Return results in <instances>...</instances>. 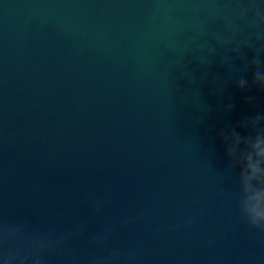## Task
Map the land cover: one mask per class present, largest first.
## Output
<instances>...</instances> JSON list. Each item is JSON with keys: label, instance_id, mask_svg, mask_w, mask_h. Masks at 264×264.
Returning <instances> with one entry per match:
<instances>
[{"label": "water", "instance_id": "obj_1", "mask_svg": "<svg viewBox=\"0 0 264 264\" xmlns=\"http://www.w3.org/2000/svg\"><path fill=\"white\" fill-rule=\"evenodd\" d=\"M257 141L264 0H0V264H264Z\"/></svg>", "mask_w": 264, "mask_h": 264}, {"label": "clouds", "instance_id": "obj_2", "mask_svg": "<svg viewBox=\"0 0 264 264\" xmlns=\"http://www.w3.org/2000/svg\"><path fill=\"white\" fill-rule=\"evenodd\" d=\"M245 187L251 179L264 181V141H257L253 146V152L244 160ZM253 211L250 213L254 226L264 225V212L255 210L257 205L264 202V194L256 193L251 198Z\"/></svg>", "mask_w": 264, "mask_h": 264}]
</instances>
